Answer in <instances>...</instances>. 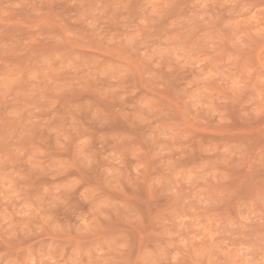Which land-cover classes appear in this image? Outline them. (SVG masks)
<instances>
[{
    "label": "rangeland",
    "instance_id": "374dc122",
    "mask_svg": "<svg viewBox=\"0 0 264 264\" xmlns=\"http://www.w3.org/2000/svg\"><path fill=\"white\" fill-rule=\"evenodd\" d=\"M0 264H264V0H0Z\"/></svg>",
    "mask_w": 264,
    "mask_h": 264
}]
</instances>
